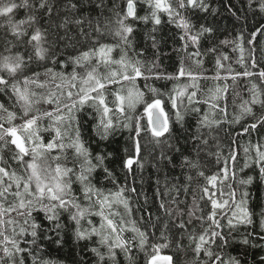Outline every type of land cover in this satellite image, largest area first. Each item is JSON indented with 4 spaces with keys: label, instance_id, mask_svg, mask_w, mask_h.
Returning <instances> with one entry per match:
<instances>
[{
    "label": "trees",
    "instance_id": "1",
    "mask_svg": "<svg viewBox=\"0 0 264 264\" xmlns=\"http://www.w3.org/2000/svg\"><path fill=\"white\" fill-rule=\"evenodd\" d=\"M21 2L22 0H16L17 4ZM68 2L69 0H48L53 9L50 15L46 9L39 8V0H29L30 7L16 9L13 14L16 21L26 20L29 15L35 17L34 22L21 25L25 34L20 38L11 34L6 27V18L0 17V25H4L0 26V54H19L24 57L26 63L14 77H8L7 72L3 75L10 82L17 83V87L22 91L28 90L29 99L33 101L29 117H39L33 129L44 145L56 137L57 128L60 130V136L56 137V140L65 147L51 150L45 148L43 155L36 160L42 177L45 173H48L49 177L56 175L55 169L58 165L62 169L72 168L79 174L84 157L79 156L75 149L69 146L76 137L77 128L84 147L91 153L92 163H96L95 157L98 154L106 157L104 164L112 172V177L106 179L102 168L98 167L92 172L90 179L96 189H100L109 197L111 206L106 205L103 213L113 221L117 231L112 232L106 226L101 228L102 217L95 214L82 219L81 227L89 228L88 220H91V226L109 236V243L114 245L115 237L119 236L128 250L126 252L121 247H113L115 258L109 259L108 247L99 243V236L92 235L91 238L79 240L76 238L75 222L71 221L68 213L64 211L60 213L59 223L62 227L59 232L55 230L53 223L45 219L42 211L33 212L35 221L41 225L36 241L38 248L24 243L25 240L32 239L30 235L17 237L21 241L20 246L34 247L38 255L49 264H96L98 258L91 251L92 248H97L105 254L103 264H146V260L153 254V245L166 244L167 247L161 248L159 255L171 256L173 264H203L207 258L203 251L197 256L194 250L195 241L191 237H198L209 223L199 219L211 210V204L205 203L208 196L202 191L207 187L218 202L228 200L229 192L235 193L237 201L241 193L248 192L247 208L252 213L253 221L251 225H239L238 230L231 232L229 236L227 219L235 208L218 209L216 218L225 225L219 231L228 239L222 247L216 244L211 247L220 252L225 260L233 257L238 259L240 264H262L260 258L264 257V230L260 227V221L264 218L261 216V213H264V181L259 178V164L255 159L257 146L264 151V127L258 123L255 129L248 132H244L243 128L264 114V108L260 104V101L264 100V78L259 77V72L264 71V34L258 33L254 44L244 43L243 60L239 44L234 41L240 33H243L247 40L252 32L261 29L264 26V13L259 12L255 5L250 8L249 0H203L206 10L199 7L180 10L181 15L190 22L189 35H196L201 26L212 30L200 35L198 43L188 41L185 48V41L179 38L184 35V29L177 27L179 17L173 16L170 20L168 13L158 11L160 23L156 25L151 19V9L148 5L143 0H134L137 15H148L149 19L147 22L133 18L125 21L133 27L129 46L115 36L117 13L122 17L126 12V0H103V9L96 7L97 0H71L78 5L76 9L66 8L65 4ZM166 3L171 4L173 8L177 6V0H166ZM65 17L69 20L84 17L91 20L93 25L98 21L101 32L96 34L85 24V30L91 33L85 38L80 34V26L74 23L58 28L57 25L61 24ZM36 28L41 29V44L48 49L47 58L43 61H38L34 56L36 42L29 43ZM153 38L156 41L155 48ZM100 44L114 46L107 57L95 55L88 61L81 62L84 67L74 65L72 58L90 48L98 50ZM5 47L10 51L6 52ZM209 49L214 51L210 52ZM30 54L33 58L28 62ZM122 55L126 58L127 67L117 63ZM253 62L255 67L252 66ZM133 65L140 68L142 75H135L132 71ZM46 67L52 69V74H46ZM181 67L185 73L183 76L179 75ZM85 68L89 71L95 68V77L104 84V88L99 91L110 109L105 120L111 119L113 125L106 139H102L97 131L100 122L97 106L101 111L104 107L98 105V101H88L83 107L73 109L74 120L68 121L66 118L64 105L78 100L79 90L88 87L83 83L86 79ZM74 69L77 73L75 80L71 79ZM245 70L252 75H243ZM35 72L40 73L38 78L35 77ZM113 73L116 74L115 77L112 76ZM125 75L133 78L124 79ZM157 75L161 78L157 79ZM25 77L30 80L28 84L24 83ZM32 80L36 82L32 83ZM253 85L257 102L246 104L245 102H250L253 98ZM69 91L73 94L71 100L67 96ZM179 91H184V95L178 96ZM193 92L195 96L191 95ZM90 95L96 96V93ZM118 96L123 100H118ZM170 96L176 97V108L172 107ZM156 98L162 100V108L170 117L169 131L160 137L152 135L148 113L145 111V105ZM49 99L59 100L60 114L65 116L63 121L56 118L57 104L48 103ZM0 104L8 111L15 112L16 117L11 121V126L18 127V135H21L26 147L31 150V147L35 146L34 142L28 140L27 134L19 129L24 123L23 101L18 99L9 86L7 90L0 91ZM244 107H251L252 114L241 115ZM177 111L184 116L182 123L175 122ZM45 112H52L53 117L50 119L44 116ZM205 116L208 122L200 124ZM237 116H241V119L234 123L233 119ZM0 123L5 127L10 126L6 112H0ZM137 124L140 126L139 137L135 132ZM195 135H199L201 139L194 140ZM137 139L141 146L138 156L133 147V141ZM202 140H207L208 144L203 145ZM197 146L201 149L200 170L204 175H199L196 171L190 172L182 165L184 156L195 158ZM17 151L15 146L9 143L7 148L0 151V157L9 171H14L26 179L31 170L26 172L23 164L12 159ZM216 154L220 157L219 161ZM231 155H235V161L230 158ZM128 157L134 160L130 170L124 163ZM168 157H171V161ZM24 160L31 161L32 156H25ZM225 162L228 179H224ZM189 175L191 179H188ZM211 175L218 176L215 186L206 179ZM248 176L254 178L253 182L241 184L240 181ZM61 179L72 180V191L81 207L91 206L94 213L101 211L99 203H96L97 196L93 195L91 200L84 198L75 175L62 176ZM47 182L46 180L45 183ZM132 188H135L134 192L130 190ZM120 189H124L121 199L128 201V209L123 203L117 202L114 195H110ZM20 190L23 193L22 187ZM14 191L13 185L11 192ZM29 191L32 196L24 194L19 198L10 192L6 194L5 199H0V204L8 208L10 205H18L21 199H33L38 195L34 180ZM43 202L48 203L46 197ZM162 202L164 208L160 207ZM0 219L15 221V224H0V230H6L9 235L13 228L19 232L21 226L27 227L24 225L25 217L15 211L8 212ZM104 223L106 225V221ZM181 223L184 224L183 229L179 227ZM140 232L145 233L143 247L140 244ZM245 235L249 237L247 245L241 242ZM23 255L25 264H33L32 256L27 252Z\"/></svg>",
    "mask_w": 264,
    "mask_h": 264
},
{
    "label": "snow or ice",
    "instance_id": "2",
    "mask_svg": "<svg viewBox=\"0 0 264 264\" xmlns=\"http://www.w3.org/2000/svg\"><path fill=\"white\" fill-rule=\"evenodd\" d=\"M144 3L148 5V7L151 9V19L154 20V23L158 25L160 23L159 16L157 15L158 11H164L168 13L170 20H172L173 16L179 17V23L177 24V27H181L184 29V35H181L179 38L181 40L185 41L184 47L186 48L188 46V41H191V43H198V37L200 35H203L205 32H211L212 30L210 28H205L204 26H201L200 31L196 35H189L191 31L190 22L187 21L182 15L180 10L187 9L188 7L196 8L199 7L201 10H206V5L203 3V0H177V6L176 8H173L171 4L166 3V0H143ZM255 7L258 9L259 12L264 13V0H249V7ZM20 7H30L29 0H22L20 4L16 3V0H0V17L6 18V27L11 31V34L13 36H16L17 38L22 37L25 32L23 29H21V25H24L26 23H31L35 21V17L32 15H29L26 20H19L16 21L13 17V14L16 9ZM66 8L70 9H76L78 5L76 3H72L71 0L67 4H65ZM96 7L103 9L105 7L103 0H97ZM39 8L40 9H46L48 14L50 15L52 13V6L48 3V0H39ZM136 4L134 0H126V12L121 15L117 13V19H116V29H115V36L119 37L120 41L123 42L125 45H131V39L130 35L133 32V27L131 25H128L125 23V21L131 17L134 20H142L147 22L149 19L148 15L145 16H138L136 11ZM175 22V21H173ZM69 23H74L75 25L80 26V34L84 36L85 38H88L90 36V32L86 31L84 28V25L87 24L88 28L91 29L92 32H95L96 34H99L101 32V27L99 25V22L95 25H93L91 20H88L84 17L75 18L74 20H69L67 17H65L64 21L61 24H58L57 27H66ZM4 26V25H0ZM155 31V29H153ZM264 34V26H262L261 29H258L256 32H252L250 34V37L245 40V37L243 33H240L237 37V40L234 41L235 43L239 44V50L241 52V60H243V52H244V43L247 44H254L255 37L257 34ZM42 31L40 28H36L34 30V33L30 37L31 42H36L35 49H34V56L38 61H43L47 58V52L48 49L42 46ZM225 43H227L225 41ZM112 45L107 44H100L98 50H94L90 48L88 51H81L80 54L74 58H72L74 65H78L81 67H84V65L81 63L82 61H88L92 56L100 55L102 58H105L108 56V53L112 50ZM153 47H156V41L153 38ZM5 51H10L7 47H5ZM209 51H214V49H209ZM198 55V53H196ZM33 58V55L28 56V62H31ZM117 63L126 64V58L125 56H121L120 61H117ZM217 64L219 65V61H217ZM26 66L24 57L16 54V55H2L0 54V91H5L10 86L14 93L17 94L18 99L23 101L22 108V119H24V123L19 126V129L22 130L27 134V139L34 142L35 146L31 147V150H29V147H26L25 140L22 139L21 135H18V127L17 126H11V121L15 119L16 114L15 112L8 111L7 108L3 104H0V112H6L7 113V122L10 125L9 127H5L3 123H0V151H2L4 148H7L8 144L15 146V149L18 151L15 153V155L12 156V159L17 161L18 163H21L25 166V170H31L30 174L27 175L26 179L24 177H21L17 175L14 171H9L8 166L3 163V158L0 157V199H5L6 194L10 193L13 185L15 186V191L11 192V194L14 197H22V195L27 194L29 196H32L33 194L29 191L30 184L32 181H35L36 185V192L38 195H36L33 199H27L26 201L24 199H21L18 205H10L8 208H4L3 204H0V217L6 215L10 211H15L19 215L24 216V225L27 227L21 226L19 229V232L16 231L15 228H13L11 234L9 235L6 230H0V264H25L24 260V253L27 252L29 256L33 257V264H49L48 261H45L42 257L38 255V253L34 250L35 248H38V245L36 244L38 237V230L41 228V225L35 221V218L33 217V212H40L42 211L45 215V219L48 220L50 223L54 224L55 230L59 232L61 229V224L59 223L60 213L62 211L67 212L69 215V219L71 221L75 222L76 228L74 230V234L76 238L79 239H88L91 238L92 235H97L100 237L99 243L101 245H107L108 247V253L107 256L109 259L114 260L115 254L113 251V247H121L124 251L127 252V248L124 247V242L121 240L119 236L115 237V244L109 243V236L104 235L100 230H98L95 226H91L92 222L91 220H88V224L90 225L89 228H82L81 227V220L84 219L86 216L89 215H100L102 217L101 221V228H104L105 226L109 229H111L112 232H116L117 228L113 224V221L109 219L108 217L104 216L103 208L107 206H111L109 204V197L105 196L103 192L100 189H96L92 183H91V174L95 171L96 168H102L103 173L105 175L106 179H109L112 177V172L109 170L107 166H105L104 161L106 159L105 156L98 154L95 157L96 163H92V157L91 153L87 148L84 147L81 139H80V133L78 128L76 129V137L72 141V143L69 145L70 147H73L75 149V152L79 156L84 157V164L81 165V169L79 174L74 172V169L72 168H61L59 165L55 169L56 175L50 176L48 173H45V175L41 176V168L36 163V160L38 157L43 155V150L46 148L47 150H51L56 147H60L63 149L65 145L63 143H58L56 140V137L60 136V130L59 128L56 129V137L53 138V140L49 141L47 145H44L42 142L41 137L37 134L36 130L33 129V126L37 124V120L39 119L38 116H31L29 117V113L31 111V105L33 101L29 99V93L27 89H24L23 91L17 87V83L10 82L9 79L5 78L3 75L4 72H7L8 77H14L16 73L20 72L24 67ZM253 67H255V62H253ZM86 71V79L83 80V83L88 85L86 88H81L79 92L77 93L78 100H72L71 104H65L64 107L67 111L66 118L68 121H72L75 119V116L73 114V109L79 107H83L86 102L88 101H98V105H103V109L99 108L97 106V111L100 112V122L97 126V131L99 132L102 139H106L110 132L112 131L113 125L112 120L107 119L105 120V117L108 115L110 109L105 104L104 97L102 93L99 91L100 89L104 88V84L95 77L94 73L96 71L95 68H92L90 71L85 68ZM132 71L135 73L136 76L142 75L140 68L136 66H132ZM46 74H52V69L46 67ZM35 77H39L40 73L35 72ZM179 75L183 76L185 75L183 71V67H181L179 71ZM189 75H191L189 73ZM237 75H240V73H237ZM243 75L250 76L252 75L251 72L245 70ZM77 76V73L74 69L73 73L71 74V79L75 80ZM113 77L116 76L115 73L112 74ZM259 77L264 78V71L259 72ZM133 77H130L128 75L124 76V79H132ZM149 77H145V79H148ZM157 79L161 78L160 75L156 76ZM172 78V77H167ZM30 82L28 77H25L24 83L28 84ZM32 83H35V80L31 81ZM113 82H115L113 80ZM253 98L250 102H245L246 104L251 103L255 104L257 102L256 99V92H255V85H253ZM155 91V90H153ZM218 92L220 90H217ZM96 93V96L90 95V93ZM178 96H183L184 91L177 92ZM192 96H195V92L191 94ZM68 98L72 99V92L69 91L67 93ZM140 94H137V97H139ZM118 100H123L122 97H117ZM170 100L172 102V107L176 108V97L170 96ZM189 100L191 101V97H189ZM48 103L55 102L57 104V108L55 110L56 112V118L63 121L65 119V116L60 114V102L59 100H52L49 99L47 101ZM261 107L264 108V100L260 101ZM145 111L149 114V125L151 128V133L154 137H160L165 132L169 131V120L170 117L164 112L162 108V100L159 98L154 99L151 103H147L145 105ZM193 111H198V109H193ZM246 114H252V108L251 107H244L243 112L241 115ZM44 116L49 117L50 119L53 117L52 112H45L43 113ZM254 115V114H253ZM175 122L176 123H182L184 116L180 111H177L175 113ZM241 119V116L234 117L233 122L238 123ZM207 117L200 121V124L207 123ZM259 123L260 126L264 127V114H262L259 118H256L253 120V122L243 128L244 132H248L250 129H255L257 127V124ZM136 136H140V126L139 124L136 125L135 128ZM199 132V129H197V133ZM10 138V139H9ZM194 140H200L199 135H195L193 137ZM201 143L203 145H207V140H202ZM133 147L135 150L136 155L138 156L140 153V143L139 140L133 141ZM179 151V149H177ZM200 147L197 146L195 149V158L184 156L182 159V165L187 167L190 172L196 171L199 175H204V172L201 171V163H200ZM245 152H248V149H245ZM31 155L32 160L26 161L24 160L25 156ZM111 155V154H109ZM217 155V161H219V155ZM230 158L235 161V155H231ZM168 160L171 161V157H168ZM255 162L259 164V178L261 181H264V151L261 150L260 146L256 147V159ZM125 167L129 170L131 169L132 164L134 163L133 158L128 157L125 160ZM224 179H228V169H227V162H225L224 166ZM75 175L76 181L80 183L81 185V191L84 195V198L86 200H91L92 196L95 195L98 197L96 203H99L101 211L99 212H92L91 206L88 208L81 207V205L77 202V198L74 196L72 191V180L69 179L67 181H64L61 179L62 176H70ZM7 178V180H5ZM188 179H191V176L189 175ZM209 183L213 184L215 186V182L218 179L217 175H211L209 177H206ZM253 177L248 176L246 179H242L240 181L241 184L247 185L251 184L253 182ZM23 180V183H22ZM48 181L45 183V181ZM21 187L23 188V193L21 192ZM131 191H135V188L130 189ZM203 193L208 196V200L205 203L211 204V210L199 217L201 220H205L208 223V226L203 229V232L197 237L193 236L191 239L195 241V252L197 256L200 255L201 251H203L204 256L207 258L205 261H203V264H240V261L236 258L229 257L227 260L223 259L220 252L215 251L211 245L216 244L218 247H222L223 244L227 241L228 237L222 234L219 229L225 227V225H222L221 221L217 219V210L223 209L225 207H228L229 210H232L234 207L235 210L232 211V215L228 217L227 219V227L229 229V236L231 235V232L237 231L239 225H251L253 223L252 221V213L247 208V197L249 195L248 192L241 193L239 201L235 198L234 192H229V199L224 200L222 202H218L217 199L214 198V194H210L209 189L207 187L203 188ZM124 192V189H120L114 194L117 199V202L123 203L124 207L128 209V201L126 199H121L122 193ZM159 195H163L162 193H159ZM47 198L48 203H44L43 199ZM203 199V196L201 197ZM231 202V203H230ZM161 208H164L165 205L162 202L160 205ZM23 209V211H20ZM130 210V209H129ZM201 211H203L201 209ZM191 216L192 213H189ZM261 216L264 217V213H261ZM106 221V225L105 222ZM0 224H15L14 220H3L0 219ZM181 229L184 228V224L181 223L179 225ZM260 227L262 230H264V218L260 221ZM30 230V231H29ZM135 230V229H134ZM30 235L32 239L25 240L24 243L33 245L34 247L29 248H23L20 246L21 241L17 239L18 236H27ZM139 236L141 237L140 244L141 247H143L145 243V233L140 232ZM264 238V237H262ZM219 241V243H218ZM243 244L247 245L249 243V237L245 235L242 238L241 241ZM59 244L60 241H57ZM255 245H253L254 247ZM163 247H167L166 244L161 245H153V254H151L150 259L146 260V264H156L157 260H162L165 262H168V264H171L172 258L169 256H160L159 252L160 249ZM91 251L96 254L97 256V262L96 264H103V261L105 260V254L100 252L97 248H92ZM261 262L264 264V257H261ZM199 264V262H198Z\"/></svg>",
    "mask_w": 264,
    "mask_h": 264
},
{
    "label": "water",
    "instance_id": "3",
    "mask_svg": "<svg viewBox=\"0 0 264 264\" xmlns=\"http://www.w3.org/2000/svg\"><path fill=\"white\" fill-rule=\"evenodd\" d=\"M129 18H131V17H129ZM148 120H149V114H148ZM150 126V125H149ZM151 129V128H150ZM167 132H165L164 134H166ZM163 134V135H164ZM160 256H169V255H160ZM169 257H171V256H169ZM172 258V257H171ZM156 264H168V262H165V261H162V260H157L156 261ZM171 264H173V258H172V261H171Z\"/></svg>",
    "mask_w": 264,
    "mask_h": 264
}]
</instances>
